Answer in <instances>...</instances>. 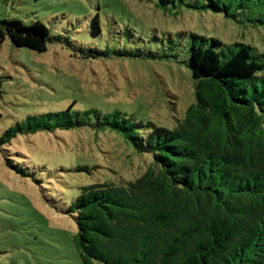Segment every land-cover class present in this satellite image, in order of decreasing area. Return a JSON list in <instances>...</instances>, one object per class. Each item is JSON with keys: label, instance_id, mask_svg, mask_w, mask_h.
Wrapping results in <instances>:
<instances>
[{"label": "rangeland", "instance_id": "1", "mask_svg": "<svg viewBox=\"0 0 264 264\" xmlns=\"http://www.w3.org/2000/svg\"><path fill=\"white\" fill-rule=\"evenodd\" d=\"M156 2L0 0V19H39L49 29L45 51L0 44V134L30 115L68 106L74 115L71 127L18 133L0 148V264H82L69 211L80 188L133 181L151 163L98 112L172 129L194 102L186 65L193 42L222 60L235 41L264 52V26L250 23L245 10L229 18ZM5 156L27 176L6 166Z\"/></svg>", "mask_w": 264, "mask_h": 264}, {"label": "trees", "instance_id": "2", "mask_svg": "<svg viewBox=\"0 0 264 264\" xmlns=\"http://www.w3.org/2000/svg\"><path fill=\"white\" fill-rule=\"evenodd\" d=\"M176 2L229 18L245 10L250 23L264 26V0L156 3L166 9ZM5 39L41 52L49 29L39 19L3 18L0 44ZM226 51L222 60L213 47L191 44L186 65L194 102L172 129L120 111L98 112L104 125L152 161L133 181L80 188L69 211L75 212L74 245L82 264H264V52L239 41ZM73 117L71 106L27 116L3 130L0 148L18 133L71 127ZM4 160L27 176L12 158Z\"/></svg>", "mask_w": 264, "mask_h": 264}]
</instances>
